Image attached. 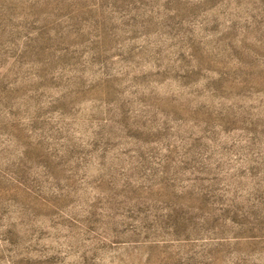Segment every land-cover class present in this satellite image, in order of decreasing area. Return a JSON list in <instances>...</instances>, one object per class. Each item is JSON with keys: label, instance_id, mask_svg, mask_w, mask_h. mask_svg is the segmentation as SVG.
<instances>
[{"label": "rangeland", "instance_id": "1", "mask_svg": "<svg viewBox=\"0 0 264 264\" xmlns=\"http://www.w3.org/2000/svg\"><path fill=\"white\" fill-rule=\"evenodd\" d=\"M0 264H264V0H0Z\"/></svg>", "mask_w": 264, "mask_h": 264}]
</instances>
